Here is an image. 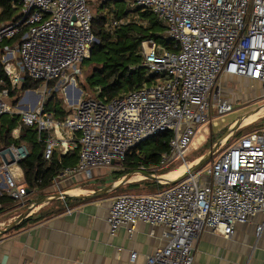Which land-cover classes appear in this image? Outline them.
<instances>
[{
  "label": "built area",
  "instance_id": "built-area-1",
  "mask_svg": "<svg viewBox=\"0 0 264 264\" xmlns=\"http://www.w3.org/2000/svg\"><path fill=\"white\" fill-rule=\"evenodd\" d=\"M17 2L18 19L0 23L1 61L8 77V83L0 78V116L20 113L23 125L36 127L47 161L58 150L61 155L77 151V164L58 178H92L97 168L122 166L134 148L164 132L170 138L157 166L180 163L189 169L194 162L187 154L205 141L196 142L204 131L210 134L218 126L214 116L234 110L222 95L221 78L247 80L264 93V0H133L130 9L152 11L175 43L173 50L154 40L142 43L145 65L157 81L109 100L78 98L65 120H57L45 99H34L30 89L20 110L10 89L21 87L26 77L46 85L57 80L67 92L79 90L75 74L97 39L88 0ZM128 21L113 19L107 28ZM222 145L207 166L183 180L156 192L113 198L107 218L112 235L138 222L165 229V245L143 261L131 252L132 264H194L206 228L229 237L237 224L264 215V127L242 134L225 149ZM28 156L25 144L0 149V195L7 193L20 206L34 203L20 166ZM7 225L1 221L0 230ZM263 229L264 221L256 234Z\"/></svg>",
  "mask_w": 264,
  "mask_h": 264
},
{
  "label": "crops",
  "instance_id": "crops-1",
  "mask_svg": "<svg viewBox=\"0 0 264 264\" xmlns=\"http://www.w3.org/2000/svg\"><path fill=\"white\" fill-rule=\"evenodd\" d=\"M228 77L251 84L237 77L224 78ZM252 92L248 91L242 98L256 99L257 94ZM238 98L241 97L236 101ZM17 133L15 129L13 134ZM56 154L58 159L74 156L77 164L76 150L68 155H61L58 150ZM112 169L97 168L92 178L67 175L56 179L53 185L60 192L90 194L101 186L87 188L90 183L87 179H94L90 185L114 182L116 173ZM74 190L78 193H72ZM110 194L86 200L54 199L35 208L13 229L0 230V261L7 264H132L131 252L136 251L138 260L143 261L145 256L165 245L164 227L144 222H138L132 229L123 225L112 235L107 218L111 201L117 195ZM31 199L35 200L33 196ZM19 207L25 206L0 205V222L15 216ZM263 221L264 215L259 213L250 221L237 224L229 237L206 228L195 251L194 264H264V229L260 236L256 234L257 226Z\"/></svg>",
  "mask_w": 264,
  "mask_h": 264
},
{
  "label": "trees",
  "instance_id": "trees-1",
  "mask_svg": "<svg viewBox=\"0 0 264 264\" xmlns=\"http://www.w3.org/2000/svg\"><path fill=\"white\" fill-rule=\"evenodd\" d=\"M17 0H0V23L14 22L19 17ZM132 13L138 14V21L129 20L128 22L117 25L114 29L109 30L107 24L113 20H125ZM92 30L97 41L92 47V54L83 62H88L93 66L92 73L87 77L88 87L94 91V96L88 98L112 99L115 96L123 95L131 90L142 87L145 83L151 84L157 81V76L152 74L145 65V56L142 52V43L145 40H154L164 48L173 50L175 43L168 39L165 30L166 27L161 23L157 16L149 9L137 8L130 9L126 5V0H105L101 8L93 14ZM20 37H17V39ZM0 78L5 79L8 83V77L5 73L0 54ZM57 80L50 81L47 85L52 87ZM43 85L41 81H33L25 78L21 87L15 90L10 89V94L17 105L21 99L22 93L26 90H35ZM47 111L51 112L57 120H65L72 112V109L66 107L64 100L59 98L55 93L45 100ZM21 126L19 136L15 138L13 131ZM170 133L164 132L142 142L129 153L122 163V168L116 172L114 181L119 180L126 174L133 171H148L149 166H157L159 157L168 147ZM151 140L155 144L143 153V145ZM25 144L29 149V156L20 161V166L24 171L25 181L31 191H47L54 184L55 180L67 168L74 167L76 162L74 156H63L58 159L57 154L47 161L44 157L45 143L39 140L38 129L28 127L21 122L20 113L4 114L0 116V149L11 144ZM202 156L199 155L198 157ZM175 168H169L160 173L166 174ZM144 182H153L148 179L134 181L127 185L121 186L122 190L129 186H136ZM157 189L161 190L166 185L155 182ZM158 191V190H156ZM34 199H31L33 201ZM0 205L17 206L19 205L8 194L0 195Z\"/></svg>",
  "mask_w": 264,
  "mask_h": 264
},
{
  "label": "rangeland",
  "instance_id": "rangeland-1",
  "mask_svg": "<svg viewBox=\"0 0 264 264\" xmlns=\"http://www.w3.org/2000/svg\"><path fill=\"white\" fill-rule=\"evenodd\" d=\"M103 1L105 0H88V4L91 8V11L93 14L96 13L97 10H99L101 8V5L103 3ZM133 0H126V5H130V3ZM20 13V10H19ZM127 20H134V21H138V14L137 13H132L130 15V17ZM80 72H77L75 74V78H76V87L79 89L77 91L72 90V91H64V87L66 85H62L61 83H55V85H53L52 87H48V85L43 84L40 85L39 88L35 89V91L37 92V94L40 96V99H45L47 100L48 98H50L53 93H55L59 98L64 100V103L66 105L67 108L72 109L74 107V103L77 102L78 98H81L82 100L85 99L86 97H93L94 96V91L88 87L87 82V77L92 73L94 67L89 65L88 62H82V64L79 66ZM71 73V72H70ZM69 73V74H70ZM225 77V76H224ZM221 78L220 80V87H221V91H222V95L224 96L225 91L227 92L228 96L224 97L226 99H228L230 102H233L234 104V110L226 113L223 116H214L215 120L218 122V126L212 127L211 128V132L209 134V131H204L203 134L205 135V141L202 144H197L196 148H193L188 154H187V158L189 159L190 162H194L197 161L200 157H198L199 155L202 154V156L207 153V151L209 150V148L214 145L219 138L224 135L227 130L231 127V124H233L235 122V120L240 119L242 116H244L245 114L249 113L250 111L255 110L256 108L263 106L264 105V93L261 91V89H259L258 86H255L253 84H245V82H239L237 80H230L229 77L228 78ZM246 81V80H244ZM64 82V81H63ZM247 83H250L249 81ZM248 91H253L252 93H256L257 94V98L256 99H249V100H244V98H242L243 94H246ZM40 92V93H39ZM31 95L34 97V99H38V95ZM30 97V96H29ZM237 97H241L238 98L239 100H237ZM24 98H27V93L26 91L22 93L21 99L19 100L17 106H19V109L22 110L24 109V103L25 100ZM247 99V98H246ZM27 105V103H26ZM264 127V114L263 116H261V118L257 121H255L254 123L251 124H243L242 128H240L238 131H236L228 140L227 142L222 145V149H225L235 138L240 137L242 134L247 133L248 131L252 130V129H256V128H262ZM156 142L155 140H151L147 143H145L143 145V153H145L149 147H151L152 145H154ZM209 164V162L204 165L203 167L207 166ZM183 165H181L180 163L175 164L172 167H167V168H160L158 166H149L148 168L150 170H154L155 172L153 174L156 175H160L157 173H160L164 170H167L169 168H179ZM121 165H117L114 167V169L111 170V172L116 173L115 171H119L121 169ZM138 174L135 173L134 176ZM164 175V174H163ZM123 178V177H122ZM146 178H141V179H137L135 181H140ZM150 180V179H148ZM88 182L92 183L94 181V179H87ZM153 181V180H151ZM112 181H110L109 183H104V181H101L97 184H91L87 183L88 187L87 188H98L101 186L104 187L108 184H110ZM76 184H74L73 186H75ZM166 187V186H165ZM163 187V188H165ZM99 189V188H98ZM97 190V189H96ZM157 189V185L155 183V181L153 182H144V183H140L136 186H129L126 187L122 190H117L112 192L110 195L114 196V195H120L123 193H152V192H156ZM60 192V188L57 185H53V187L51 188V190L49 189V191H37L33 194V197L35 198L34 202H37L39 200H41L44 197H48L51 196V194L53 193H57ZM32 203H30L29 205H26L25 207H19V209H17L15 216H13L12 218H8L7 219V223H11L12 221H14L16 219V217H18L19 215H21L22 213H24L29 206H31ZM38 208V207H37ZM35 211V209H34ZM16 214H19L18 216H16Z\"/></svg>",
  "mask_w": 264,
  "mask_h": 264
},
{
  "label": "water",
  "instance_id": "water-1",
  "mask_svg": "<svg viewBox=\"0 0 264 264\" xmlns=\"http://www.w3.org/2000/svg\"><path fill=\"white\" fill-rule=\"evenodd\" d=\"M33 92H35V90ZM261 107H264V105L256 108L253 111H250L249 113L245 114L240 119H238L233 125H231V127L227 130V132L224 135H222L219 138V140L209 148L207 153H205L197 161H195V163L189 169L184 171V173L178 178L170 179V178L163 177V175H156V174L149 173L148 171H133V172H130V173L126 174L125 176H123V178H120L117 181H114V182H112V183H110V184H108V185H106V186H104V187H102L96 191H93L90 194L75 195V194H70L67 192H58V193L53 194L52 196L44 197L41 200L34 202L31 206L28 207V209L24 213H22L14 221L9 223L5 229H1V231L2 230L8 231V230L13 229L20 222H22L35 208H37V207H39V206H41V205H43L46 202H49L51 200L66 199V198H72V197L77 198V199H81V200H86V199H91V198L103 196L105 194H109V193H112L114 191H117L121 186H123L127 183L134 182L136 180V179H134L135 173H141L144 176L143 178L150 179V180H153L157 183L164 184V185L174 184L180 180H183L186 177H188L191 173H194V172L200 170L204 165H206L208 162H210L214 158L215 153L221 147V145L224 143V141L227 138L231 137L236 131H238L243 126L244 119L248 118L251 114H253L255 111H257ZM28 191L31 192L30 189H28Z\"/></svg>",
  "mask_w": 264,
  "mask_h": 264
},
{
  "label": "bare ground",
  "instance_id": "bare-ground-1",
  "mask_svg": "<svg viewBox=\"0 0 264 264\" xmlns=\"http://www.w3.org/2000/svg\"><path fill=\"white\" fill-rule=\"evenodd\" d=\"M40 93V92H39ZM33 95H36L37 92H32ZM38 95V94H37ZM30 98V97H29ZM40 98V96L38 95V99ZM36 99V100H38ZM78 101V100H77ZM264 114V107H261L260 109H258L257 111H255L253 114H251L248 118L244 119V123L245 124H251V123H254L255 121L259 120L261 118V116ZM205 135H200L197 139V143H200L202 141H204ZM187 169L186 166H181L177 169H174L166 174L163 175V177H166V178H170V179H175V178H178L180 177L184 171ZM144 176L141 174V173H138L134 176V179H141L143 178ZM72 193H78V190H74L72 191Z\"/></svg>",
  "mask_w": 264,
  "mask_h": 264
}]
</instances>
